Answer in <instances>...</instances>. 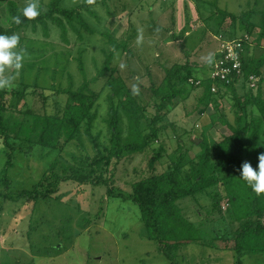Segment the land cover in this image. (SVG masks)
Masks as SVG:
<instances>
[{
    "label": "rangeland",
    "instance_id": "rangeland-1",
    "mask_svg": "<svg viewBox=\"0 0 264 264\" xmlns=\"http://www.w3.org/2000/svg\"><path fill=\"white\" fill-rule=\"evenodd\" d=\"M7 1L0 0V17L4 26L9 23ZM14 1L20 9L29 2ZM48 1L38 0L40 10L48 9ZM80 2L62 0L61 6L76 7ZM106 3L81 11L90 27V31L80 30L84 35L81 41L67 20H64L69 35L66 44L61 40L59 27L49 21L46 23L47 33L41 25L34 30L28 27L18 31L24 42L36 41L25 42L28 49L23 52L22 67L15 73L17 76L21 73L29 83L36 79L37 84L47 85L54 77L55 87L64 88L68 75H71L74 86L79 84L84 76L78 65L79 56L87 79H92L105 60L103 52H113L110 65L115 71L108 77L107 72L91 81V88L100 93L97 120L89 131L88 124L81 123L77 136L66 143L61 153L39 146L30 150V156L13 150V165L7 169L11 182L8 187L0 184V264H235L234 250L223 249L219 241L216 246L211 243L214 238L233 242L245 222V219H234L235 208L223 186L216 185L217 201L206 193L199 194L196 202L188 198L176 200L175 208L196 229L199 228L203 243L180 245L172 260L161 252L158 242L148 238L141 210L129 199V194L131 183L140 176L158 174L176 164L182 167V172H187L192 156L199 151L196 141L204 128L216 142L231 133L222 118L235 123L237 105H242V96L251 86L249 80L244 84H241L243 80L236 83L239 96L236 98L231 92L224 91L222 96H214L213 101L201 102L202 88H195L196 84L190 82L193 87L178 83L177 87L182 90L173 98L174 105L160 103L163 91L154 93L165 82L164 69L176 62L188 61L202 76L209 74V59L215 55L218 46L214 37L216 32L237 36L246 34L241 18L233 22L219 12L239 15L249 9L257 11L251 21L253 32L247 39L251 47H255L256 38L262 44L254 51L263 76L264 93V38L261 34L264 0H108ZM129 21L134 23L138 34L123 44L124 49L116 48L103 36L107 33L118 40L121 35L124 38L123 34L132 24ZM74 25L79 28L77 21ZM20 49L17 47L16 50ZM11 71L12 68L6 69L4 77H8ZM117 76L122 77L128 88L133 89L135 85L139 89L137 105L129 104L128 108L138 117L143 133L164 126L159 129L161 133L157 137L150 138L148 145L119 160L108 153L109 133L102 122L109 107L103 85ZM35 91L46 95L52 93L51 89ZM36 93L28 95L26 100L31 108L29 111L38 115L43 112L55 114L57 105L64 107L69 103L67 96L61 94L55 99L50 97L43 105L37 96L39 92ZM245 114L250 119L258 112L249 106ZM17 117L20 118L18 114L15 119ZM16 131L17 127L13 126L10 136L15 137ZM91 136L98 140L97 145ZM7 150L0 138V174L5 170ZM157 153H160L159 157ZM74 161H92V175L102 178L104 184L78 183L68 179L53 186L54 178L58 179L62 174L72 177L71 174L78 172L70 167ZM244 162H250L245 155ZM48 170L52 171L51 184H48L49 178L39 187L41 191L46 190V196L36 199L5 197L7 190L11 196L16 191L15 194L21 190H33ZM251 220L253 224L264 225V214L255 215ZM242 264H264V252L244 253Z\"/></svg>",
    "mask_w": 264,
    "mask_h": 264
},
{
    "label": "trees",
    "instance_id": "trees-1",
    "mask_svg": "<svg viewBox=\"0 0 264 264\" xmlns=\"http://www.w3.org/2000/svg\"><path fill=\"white\" fill-rule=\"evenodd\" d=\"M76 7H62V0H49L47 3V10H40L41 4L38 3L40 15L33 20H28L22 17V23L16 24L13 22V17L22 15V10L14 0L7 1V11L9 14V23L4 26L1 23L0 17V34L12 35L17 34L20 29L30 27L32 30L37 25H41L47 33L46 23L51 22L59 27L60 37L64 44L69 42V35L67 25L64 20H67L70 29L77 34L76 38L81 41L84 38L82 32L90 31V27L81 15L82 10L90 9V6L96 4H107L108 0H81ZM113 1V0H112ZM255 9L236 15L230 12H219L225 17H229L231 21L235 22L241 18V22L245 28L243 31L246 35L252 34L254 25L251 23L252 17L256 14ZM264 14V9L262 10ZM129 20V19H128ZM79 23V28L75 26V22ZM131 24L132 22L129 21ZM134 23L126 30V34L120 36L119 40L109 34L103 36L108 38V42L116 48L124 49L123 44L130 41V38L138 34L137 29L134 28ZM82 29V32L80 31ZM262 38H264V21L261 23ZM221 32H216L215 35ZM229 39L241 38L242 47L238 50L240 60V73L232 72L226 80H217L212 78L209 74L202 76L199 71L190 66L188 61L176 62V66L166 67L165 82L161 88L153 89L154 93L163 91L164 94L160 98L161 104H173V98L180 94L182 88L177 87L179 82L185 83L190 87L195 83V88L200 86L202 88L200 101H213L214 96H222L225 93L231 92L236 97V83L243 80L241 84L246 83L249 75L258 76V82L255 89L248 87L243 97L242 105H237L235 112V123H230L222 118V122L230 128L231 133L222 137V141L216 142L212 140L204 128L198 137L196 144L199 146L197 151L191 159L190 166L187 172H182V167L176 164L169 166L161 173L152 174L150 176H140L138 180L131 183V193L129 199L135 202L141 210V218L147 229V236L159 244L161 252L169 259L175 257V251L180 245L185 243H200L202 244V233L195 228L194 224L187 220L181 212L175 208L176 200L197 201L199 194L206 193L217 201L219 198L216 191V185L223 186L225 193L228 195L230 202L235 208L234 219H245V222L240 229L239 234L233 239V242L225 238H214L211 243L216 246V242L222 245L223 249L234 250L236 254L235 264H242V255L244 253H263L264 252V225L253 224L251 218L255 215L261 216L264 214V194L257 195L252 189L240 179L239 169L242 163L243 155H245L251 162L253 168L258 164V155L264 153V93L262 91L263 76L260 66L257 63L255 56V48L262 47L256 38L254 46L251 47L250 41L244 39V35L237 36L235 34H223ZM20 37V36H19ZM121 41V43H118ZM264 41V39H263ZM28 43L36 41H25ZM24 40L20 37L17 47L21 48L23 52L26 51L27 46ZM253 43V41H252ZM69 49L68 47H65ZM20 49V50H21ZM103 64L98 69L97 74L92 76V79H87L84 71L83 61L78 57V65L80 71L83 73L82 81L74 86V79L68 75L65 87H55V84L50 80L46 85L37 84L36 79L34 83L29 81L21 73L20 76L15 75L16 71L12 68L9 76H14L9 87L0 88V138L8 150L6 151L7 161L4 165L5 169L0 174V184L3 187H8L11 178L7 177V169L12 166L11 161L12 152L14 149L30 154V150L41 147L43 149H55L61 153L62 149L70 140L77 136L79 126L81 123L88 124V131L92 124L98 117V103L100 93L91 88V81H96L100 76L108 72L107 77L115 71L114 67L110 65V59L113 52L106 53ZM215 53L209 59L211 67ZM192 67V68H191ZM6 70L0 73V77H4ZM191 84H190V83ZM216 86V91L211 90L212 86ZM64 86V85H63ZM244 86V85H242ZM30 87H33L30 89ZM105 102L108 104L106 117L102 122L107 127L109 133V155L119 160L123 156H127L135 151L141 150L145 145L149 144L151 137H157L164 126L158 128H151L149 133H143L139 126V119L134 116V113L128 108V105H137L136 95L133 94L132 89L128 88L121 76L114 79H108L106 84ZM52 90L50 95L44 94L42 91L36 89ZM32 90V91H31ZM42 99L43 105L50 97L57 98L64 94L67 96L69 103L64 107L57 105L54 109L55 114L38 115L29 111L31 109L27 103L26 97L35 94ZM21 100L23 103L20 104ZM95 104V105H94ZM253 106L258 112L256 117L250 119L246 118V109ZM20 117L15 119V115ZM221 118V117H220ZM13 126L17 127L15 137H11L9 132ZM92 132V131H91ZM98 136V135H97ZM92 137V136H91ZM93 142H97L96 138L92 137ZM97 145V143H96ZM29 150V152H28ZM29 155V156H30ZM160 156V153H157ZM104 157V156H103ZM102 157V158H103ZM156 155L154 156V158ZM102 161V160H101ZM105 163V162H104ZM92 161L84 163L74 161L70 167L77 170V173L59 176L54 178L53 186H57L58 181L71 179L78 183H95L104 184L102 178L94 177ZM98 165V163H96ZM65 170V168H63ZM84 171V172H81ZM51 170L43 173L42 178L37 182L36 188L33 190H21L18 194L13 193V196L5 193V197L9 199H18L20 197H27L36 199L37 197H44L47 195L46 190H39L50 177ZM101 179V180H100ZM52 178L48 184H51ZM39 190V191H38ZM51 191V190H50ZM49 191V192H50ZM112 192L111 189L108 190ZM200 232V233H199Z\"/></svg>",
    "mask_w": 264,
    "mask_h": 264
},
{
    "label": "clouds",
    "instance_id": "clouds-1",
    "mask_svg": "<svg viewBox=\"0 0 264 264\" xmlns=\"http://www.w3.org/2000/svg\"><path fill=\"white\" fill-rule=\"evenodd\" d=\"M38 15H40L38 0H29L22 10V15H16L12 19L14 23L20 24L22 23V17L33 20ZM19 41L20 37L15 33L10 36L0 34V73H3L8 68L19 70L22 67L23 50H16ZM13 79L14 76L0 77V88L9 87ZM132 91L134 95L139 93V89L135 85H133ZM257 159L256 168H253L251 162L242 163L239 169V177L253 192L261 195L264 194V153L259 154Z\"/></svg>",
    "mask_w": 264,
    "mask_h": 264
},
{
    "label": "built area",
    "instance_id": "built-area-1",
    "mask_svg": "<svg viewBox=\"0 0 264 264\" xmlns=\"http://www.w3.org/2000/svg\"><path fill=\"white\" fill-rule=\"evenodd\" d=\"M218 41V46L216 49V54L213 63L211 65V73L212 78L217 80H226L228 75L232 72L240 73V60L238 50L242 47V39L232 38L229 39L222 34H217L214 36ZM248 36L245 34L244 39H247ZM248 80L251 83L252 88L256 87L258 82V76L249 75ZM247 80V81H248ZM211 90L213 92L216 91V86H212Z\"/></svg>",
    "mask_w": 264,
    "mask_h": 264
},
{
    "label": "crops",
    "instance_id": "crops-1",
    "mask_svg": "<svg viewBox=\"0 0 264 264\" xmlns=\"http://www.w3.org/2000/svg\"><path fill=\"white\" fill-rule=\"evenodd\" d=\"M178 40H179V38H178Z\"/></svg>",
    "mask_w": 264,
    "mask_h": 264
}]
</instances>
